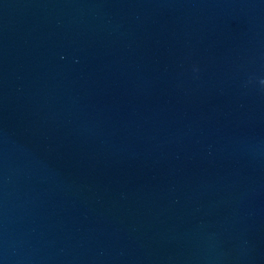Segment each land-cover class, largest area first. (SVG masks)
Listing matches in <instances>:
<instances>
[{
    "label": "water",
    "instance_id": "95a60500",
    "mask_svg": "<svg viewBox=\"0 0 264 264\" xmlns=\"http://www.w3.org/2000/svg\"><path fill=\"white\" fill-rule=\"evenodd\" d=\"M0 264H264V146L73 0H0Z\"/></svg>",
    "mask_w": 264,
    "mask_h": 264
}]
</instances>
